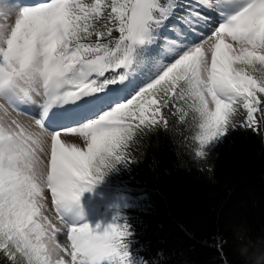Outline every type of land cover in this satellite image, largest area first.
Returning a JSON list of instances; mask_svg holds the SVG:
<instances>
[{
  "label": "snow or ice",
  "instance_id": "obj_1",
  "mask_svg": "<svg viewBox=\"0 0 264 264\" xmlns=\"http://www.w3.org/2000/svg\"><path fill=\"white\" fill-rule=\"evenodd\" d=\"M10 14L14 23H0L4 264H131L126 221L73 227L59 206L135 161L132 142L167 128L170 105L191 101L201 158L230 129L264 131V0H42L0 19ZM22 115L34 120L35 138ZM79 137L86 150L68 142Z\"/></svg>",
  "mask_w": 264,
  "mask_h": 264
},
{
  "label": "trees",
  "instance_id": "obj_2",
  "mask_svg": "<svg viewBox=\"0 0 264 264\" xmlns=\"http://www.w3.org/2000/svg\"><path fill=\"white\" fill-rule=\"evenodd\" d=\"M158 59L167 64L172 57L162 52ZM190 104L164 109L167 128L141 133L130 146L136 160L107 170L80 198L105 199L120 210L119 224L126 221L133 233L131 264H264V131L230 129L201 158L199 117ZM87 225L103 230L99 221ZM240 229L242 243L234 237Z\"/></svg>",
  "mask_w": 264,
  "mask_h": 264
},
{
  "label": "rangeland",
  "instance_id": "obj_3",
  "mask_svg": "<svg viewBox=\"0 0 264 264\" xmlns=\"http://www.w3.org/2000/svg\"><path fill=\"white\" fill-rule=\"evenodd\" d=\"M28 2L32 3L33 0H28ZM24 4L25 0H0V14L18 12ZM212 16L215 21L217 19L215 13H212ZM14 19V14H10L7 19H0V23L12 24L14 23ZM39 111V108L35 106H32L30 109V112L36 116L39 115ZM19 119L29 128V131L34 134V138L39 135V129L35 126L34 120H32L30 116L22 115ZM68 142L78 143L80 147L86 150L83 137L70 138ZM120 199L126 202V204L129 201V198L124 195H121ZM49 207L51 208L53 206L49 204ZM50 215H54V213H50ZM59 215L69 226L79 227L91 221H99L103 229H105L114 223L119 224L118 219L121 214L119 209L110 206L109 202L105 199L99 198L88 201L85 198H80L78 201L62 203L59 206ZM57 239L62 243H66V233L58 234Z\"/></svg>",
  "mask_w": 264,
  "mask_h": 264
}]
</instances>
